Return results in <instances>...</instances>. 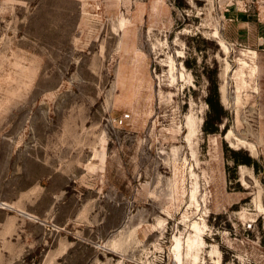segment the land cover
<instances>
[{"label":"rangeland","instance_id":"1","mask_svg":"<svg viewBox=\"0 0 264 264\" xmlns=\"http://www.w3.org/2000/svg\"><path fill=\"white\" fill-rule=\"evenodd\" d=\"M256 1L0 0V264H264Z\"/></svg>","mask_w":264,"mask_h":264},{"label":"crops","instance_id":"2","mask_svg":"<svg viewBox=\"0 0 264 264\" xmlns=\"http://www.w3.org/2000/svg\"><path fill=\"white\" fill-rule=\"evenodd\" d=\"M257 3V13L255 14V16L257 17L256 20L259 21L260 24H264V21H263V13H264V0H257L256 1Z\"/></svg>","mask_w":264,"mask_h":264},{"label":"trees","instance_id":"3","mask_svg":"<svg viewBox=\"0 0 264 264\" xmlns=\"http://www.w3.org/2000/svg\"><path fill=\"white\" fill-rule=\"evenodd\" d=\"M256 21H257V22H256V25H259V24H260L259 21H258V20H256ZM215 90H216V92H217V88H216ZM209 104H210L211 106H213L211 100H209ZM213 107H214V106H213ZM206 123H207V122H206ZM243 162L250 164L251 160H250V159H246V160H244Z\"/></svg>","mask_w":264,"mask_h":264},{"label":"built area","instance_id":"4","mask_svg":"<svg viewBox=\"0 0 264 264\" xmlns=\"http://www.w3.org/2000/svg\"><path fill=\"white\" fill-rule=\"evenodd\" d=\"M126 118H128V117H126ZM125 121H126V119L121 118V119L119 120V123H120V124H124Z\"/></svg>","mask_w":264,"mask_h":264},{"label":"bare ground","instance_id":"5","mask_svg":"<svg viewBox=\"0 0 264 264\" xmlns=\"http://www.w3.org/2000/svg\"><path fill=\"white\" fill-rule=\"evenodd\" d=\"M251 150V149H250ZM253 150V149H252ZM5 205V204H4ZM174 250H177V247L176 248H174Z\"/></svg>","mask_w":264,"mask_h":264}]
</instances>
